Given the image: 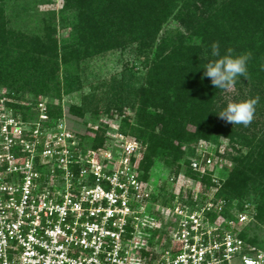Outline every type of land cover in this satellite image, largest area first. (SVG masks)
<instances>
[{
  "label": "trees",
  "instance_id": "1",
  "mask_svg": "<svg viewBox=\"0 0 264 264\" xmlns=\"http://www.w3.org/2000/svg\"><path fill=\"white\" fill-rule=\"evenodd\" d=\"M55 2L0 0V90L19 102L28 95L34 100L29 106L5 103L6 109L26 122L38 99L47 98L46 126L53 128L64 119V97L81 93L78 103H64L68 114L85 126L101 116L107 121L119 116L121 132L144 148L141 180L148 181L163 163L175 175L183 172L202 182L205 192L220 183L215 197L227 200L224 215L232 218L230 210L241 212L249 204L254 220L241 237L263 246L264 238L249 233L256 224L264 226V0H61L58 10L47 11L39 25L29 28L30 10ZM214 42L221 55L229 48L233 55L252 53L249 78H238L232 91L217 89L204 77L205 64L217 59L211 55ZM127 51L140 61L143 76L124 70L89 83L95 60ZM257 96L247 127L219 117L228 103ZM108 124L101 122L97 130L91 125L89 134L76 135V155L104 150ZM31 126L33 131L36 125ZM200 141L213 145L216 153L225 144L220 156L233 164L230 171L222 166L204 176L195 172ZM174 198L160 202L172 206Z\"/></svg>",
  "mask_w": 264,
  "mask_h": 264
},
{
  "label": "built area",
  "instance_id": "2",
  "mask_svg": "<svg viewBox=\"0 0 264 264\" xmlns=\"http://www.w3.org/2000/svg\"><path fill=\"white\" fill-rule=\"evenodd\" d=\"M5 110L0 264H264V245L241 237L254 220L253 208L246 204L226 217L227 200L215 197L220 183L201 194L202 202L197 195L194 206L157 209L153 190L139 178V142L76 155L75 135L64 123L55 135L42 133L40 123L26 133ZM41 120H48L45 111ZM214 149L205 141L196 146L192 168L200 176L226 161L222 147ZM189 179L201 190L202 182Z\"/></svg>",
  "mask_w": 264,
  "mask_h": 264
},
{
  "label": "rangeland",
  "instance_id": "3",
  "mask_svg": "<svg viewBox=\"0 0 264 264\" xmlns=\"http://www.w3.org/2000/svg\"><path fill=\"white\" fill-rule=\"evenodd\" d=\"M33 6V5H31ZM61 7V0H56L54 4H38L37 6H34L30 10V14L32 15L31 20H29L28 25L29 28L35 27L41 23V20L45 17V14L49 10H58ZM28 21V20H27ZM62 35V33H61ZM126 68V69H125ZM126 70L128 74L130 73H136L137 76H143L145 74V70L142 69L141 63L139 60H137L134 55L131 52H112L107 54L104 57H101L97 60H95L92 63V68L90 70V73L88 74V80L89 83H93V85H96L98 82H101L104 79H110L113 76H120L121 73ZM88 92V89L85 90ZM232 91V89L230 90ZM8 90H0V109L5 110L6 105L5 103H11L16 104V101L12 97H8L9 95ZM81 93H76L72 96H65L63 99V102L61 104L63 105V109L65 112L64 119L59 122L56 126L53 128H49L46 126V123L49 122V120H41V114L45 111L47 114V104L51 101L47 98L40 97L38 99V103L43 104V107L41 108L38 105V108L31 109L32 111V118L29 117V119L25 122L22 120V116H18V120L21 121L23 124V129L26 133H29L32 129L33 124L40 123V129L41 132L44 134H51L55 135V133L59 132L58 125L60 123H64L65 129L67 132L75 135H83L88 133V127L93 125V129L97 130L98 125L101 122L109 123L108 131L106 134V145L105 149H101L97 152L102 151H117L119 149V144H122L125 142H133L137 141L134 137L123 134L121 132V119L119 116H115L112 120L107 121L103 116L99 118V120L92 119L89 121L88 126H85L84 121L81 119L74 118L68 114V108L66 107V103H78L80 101ZM12 98V99H11ZM33 98L31 96H25L23 100H20V104L23 106H29L33 105ZM54 103L58 104L57 101H54ZM65 103V104H64ZM33 107V106H32ZM5 108V109H4ZM7 110V109H6ZM5 110V113L8 115H14V113L8 112ZM48 115V114H47ZM31 118V119H30ZM89 134V133H88ZM75 143L77 144L76 138L73 139ZM72 140V141H73ZM140 144V143H139ZM142 147V145L140 144ZM222 150L225 151L227 146L224 144L221 146ZM90 150V149H89ZM88 151V150H87ZM114 151V152H115ZM229 152H231V149H229ZM138 160H141V158L144 155V148L142 147V150L139 152ZM223 166L227 167V170L230 171L233 164L229 161H223ZM226 169V168H225ZM149 180L146 181V183L149 186L150 189H152L153 193V202L156 205V207L164 206L161 204V198H169L170 195L175 196L173 203L181 202L185 203L186 200H191L193 202V199L197 195H200L202 193H205L204 188L202 187L197 188V184H193L192 181H190L189 177H186L183 172H181L178 175H175L171 172L169 168H167L163 163H158L155 168L151 171L149 175ZM164 188H166V192L164 191ZM213 192L209 193L210 195ZM158 197V200H156ZM237 203V202H236ZM158 209V207H157ZM259 224H256V227H252L249 233L250 237H254L255 235H258L261 238H264V226H257Z\"/></svg>",
  "mask_w": 264,
  "mask_h": 264
},
{
  "label": "clouds",
  "instance_id": "4",
  "mask_svg": "<svg viewBox=\"0 0 264 264\" xmlns=\"http://www.w3.org/2000/svg\"><path fill=\"white\" fill-rule=\"evenodd\" d=\"M233 52L234 50L229 48L226 54L221 55L219 43L214 42L211 45V55L217 59L205 64L204 77L209 78L211 84L217 89L229 91L234 88L241 76L249 78L247 63L252 53L233 55ZM261 70H264V65H261ZM258 102L259 96L239 102H230L218 115L232 125L242 124L247 127L254 119Z\"/></svg>",
  "mask_w": 264,
  "mask_h": 264
}]
</instances>
